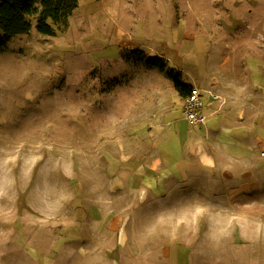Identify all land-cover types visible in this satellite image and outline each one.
<instances>
[{
    "label": "rangeland",
    "instance_id": "1",
    "mask_svg": "<svg viewBox=\"0 0 264 264\" xmlns=\"http://www.w3.org/2000/svg\"><path fill=\"white\" fill-rule=\"evenodd\" d=\"M29 18L0 50V264H264V158L182 174L184 100L129 53L246 83L264 0H79L55 35Z\"/></svg>",
    "mask_w": 264,
    "mask_h": 264
},
{
    "label": "crops",
    "instance_id": "2",
    "mask_svg": "<svg viewBox=\"0 0 264 264\" xmlns=\"http://www.w3.org/2000/svg\"><path fill=\"white\" fill-rule=\"evenodd\" d=\"M183 63L173 67L183 71L182 68L193 65ZM196 63L202 71L198 77H182V80L200 87L206 122L199 126L187 123L189 134L181 135L174 129L175 142L188 140L181 160L174 162L175 167L182 174H190L193 167L249 166L259 162L258 159L264 158V114L257 115L260 108L264 111L262 64H257L254 60L253 65L248 67L249 79L243 83L226 73L223 79L218 80L216 76L213 79L208 64L199 61ZM169 112L170 110L163 111L160 115H168ZM180 152L181 146L174 150V154Z\"/></svg>",
    "mask_w": 264,
    "mask_h": 264
},
{
    "label": "trees",
    "instance_id": "3",
    "mask_svg": "<svg viewBox=\"0 0 264 264\" xmlns=\"http://www.w3.org/2000/svg\"><path fill=\"white\" fill-rule=\"evenodd\" d=\"M78 2L79 0H0V50L12 36L29 31L31 15L35 17V27L39 33L55 35L57 27H67L68 19ZM129 53L135 56L136 62L163 72L171 80L180 99L184 100L188 96L193 85L184 82L181 71L169 66L165 57L147 55L139 49H131Z\"/></svg>",
    "mask_w": 264,
    "mask_h": 264
},
{
    "label": "built area",
    "instance_id": "4",
    "mask_svg": "<svg viewBox=\"0 0 264 264\" xmlns=\"http://www.w3.org/2000/svg\"><path fill=\"white\" fill-rule=\"evenodd\" d=\"M182 117L192 126L205 124L204 98L200 88L193 86L188 96L184 99Z\"/></svg>",
    "mask_w": 264,
    "mask_h": 264
}]
</instances>
